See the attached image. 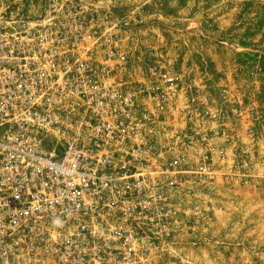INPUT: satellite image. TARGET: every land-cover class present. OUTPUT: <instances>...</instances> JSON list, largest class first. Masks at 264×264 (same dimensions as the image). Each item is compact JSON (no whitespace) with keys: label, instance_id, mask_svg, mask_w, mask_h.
Instances as JSON below:
<instances>
[{"label":"built area","instance_id":"1","mask_svg":"<svg viewBox=\"0 0 264 264\" xmlns=\"http://www.w3.org/2000/svg\"><path fill=\"white\" fill-rule=\"evenodd\" d=\"M122 38L94 1H0V264H150L169 233L188 151L153 142L144 105L180 76Z\"/></svg>","mask_w":264,"mask_h":264},{"label":"rangeland","instance_id":"2","mask_svg":"<svg viewBox=\"0 0 264 264\" xmlns=\"http://www.w3.org/2000/svg\"><path fill=\"white\" fill-rule=\"evenodd\" d=\"M88 1L121 20L131 64L171 57L180 76L144 105L153 142L184 141L190 164L150 264H264V0Z\"/></svg>","mask_w":264,"mask_h":264}]
</instances>
